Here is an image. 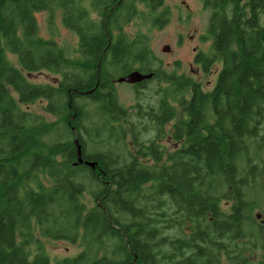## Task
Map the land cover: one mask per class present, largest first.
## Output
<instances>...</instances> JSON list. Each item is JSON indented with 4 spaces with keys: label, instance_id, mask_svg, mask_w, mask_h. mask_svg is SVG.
Instances as JSON below:
<instances>
[{
    "label": "trees",
    "instance_id": "trees-1",
    "mask_svg": "<svg viewBox=\"0 0 264 264\" xmlns=\"http://www.w3.org/2000/svg\"><path fill=\"white\" fill-rule=\"evenodd\" d=\"M83 1L0 0V264H52L33 239L35 226L41 237L80 246L53 264H232V247L235 264H252L240 246L254 252L264 237L243 217L264 197V0L211 6L213 50L196 57L206 74L222 62L210 91L167 74L170 84L153 100L129 109L115 72L156 69L148 38H128L125 26L139 14L136 1L163 26L168 10L154 13L164 0H89V9ZM55 9L78 35L76 58L39 35L36 14ZM42 71L60 75L59 85L26 75ZM37 100L47 101L57 122L22 109ZM59 125L60 135L47 142ZM86 136L96 139L90 149ZM231 196L235 226L219 208ZM232 237L241 241L224 245Z\"/></svg>",
    "mask_w": 264,
    "mask_h": 264
},
{
    "label": "rangeland",
    "instance_id": "rangeland-1",
    "mask_svg": "<svg viewBox=\"0 0 264 264\" xmlns=\"http://www.w3.org/2000/svg\"><path fill=\"white\" fill-rule=\"evenodd\" d=\"M83 2H85V7L89 9V0H84ZM207 2L208 0H165L163 8L155 11L154 14H161L164 9H167L169 20L163 26H158L153 24L152 17L149 14L150 10L146 5L140 1H136L134 4L139 14L134 12L132 21L125 26V33H127L130 39L137 38L138 34L145 35L148 38L155 57L154 68L161 78L165 79L167 74H173L176 77H182V79L198 82L206 91H210L215 85L222 62L215 63L209 74L204 73L200 66L195 63L197 52H209L213 50L214 38L209 32L210 21L213 17V10L211 8L213 4H208ZM129 4L127 2L126 6H129ZM62 13L60 9H55L52 13L49 11L38 12L36 17L39 24V35L44 39H55L59 45L66 49L70 58H76L78 57L79 38L75 32L64 25ZM52 15L54 21L50 22ZM92 16L93 18L96 17L94 14ZM261 22L264 26V15H262ZM166 46L170 48L168 51L164 48ZM8 58L13 65L17 66L19 64L17 56L8 54ZM132 70L135 71L137 69ZM26 75L30 82L35 84L58 86L61 80L60 75L47 71ZM125 75L127 74L120 73L119 70L115 72V76L117 77ZM117 77L114 80H117ZM166 84L169 85L170 82L165 83L164 80L162 82L150 80L145 87L139 89L140 92H136V89L128 83L115 82L114 85L120 102L129 109L138 99H146L145 101L153 100L156 95L155 90L165 87ZM46 105L47 101L37 100L32 104H21V107L33 115L44 117L45 121L49 123L57 122L58 118L56 116L46 112ZM88 108L93 113L95 104L89 105ZM171 125L172 123H169L167 128L169 129ZM60 128L61 125L48 134L45 140L51 142L56 139L55 137L62 132ZM76 134L79 133L74 131V138ZM154 135L155 133L152 132L151 136ZM149 137V135H146L145 139ZM86 140V146L90 149L92 148V143L94 142L95 144L94 140L96 139L93 136H86ZM168 147L171 149V144H168ZM41 181L46 184L44 178ZM85 198L88 206L94 204L89 192L85 194ZM263 208L264 197L259 196L257 198V206L251 208L243 216L247 219L246 221L255 222L259 225L254 224L260 227L262 236H264V227L257 221H259L258 217L262 215ZM33 239H38L42 243L51 258L52 264L60 259L72 258L81 250L78 243L74 244L66 240L41 237L37 231V226L34 227ZM33 239L30 247L31 251H34L37 247L35 245L36 241ZM263 242L264 240L262 244ZM261 247L262 245L256 246V250L253 252L252 264H264V246Z\"/></svg>",
    "mask_w": 264,
    "mask_h": 264
},
{
    "label": "flooded vegetation",
    "instance_id": "flooded-vegetation-1",
    "mask_svg": "<svg viewBox=\"0 0 264 264\" xmlns=\"http://www.w3.org/2000/svg\"><path fill=\"white\" fill-rule=\"evenodd\" d=\"M119 1H122V0H119ZM165 1V0H164ZM215 2V0H208V4H213ZM241 4H249L250 1L249 0H241L240 1ZM201 52V51H200ZM199 54V52H197V55ZM196 55V56H197ZM195 63L198 64L196 62V57H195ZM199 65V64H198ZM200 66V65H199ZM201 68V67H200ZM153 73V77L152 79H149V80H145L143 82H140V83H137V84H131L135 89H140V88H143L147 85V83L150 81V80H153V81H158V82H162V78L159 76V74L157 72H152ZM117 83H120L118 82V80L116 81ZM169 83V82H168ZM224 203V204H223ZM235 203H236V199L234 196H231L230 199L226 200V199H223L220 201V205H219V208H220V211H222L225 215L229 216L230 218V221L232 223V226H235L236 224V213H235ZM262 215L260 217H258L259 221H257L261 226L264 227V208H263V211L261 213ZM263 240H264V237H263ZM241 240H237L235 237H232L229 239V242L226 243L224 242V245H228V246H231L232 244H237L238 242H240ZM247 243V242H246ZM264 246V242L262 244V247ZM243 246H240V251H244L245 250V255L249 258V259H253L254 255L252 256L251 253L253 254L252 252V249H251V246H249L248 244H246V247L245 248H242ZM261 247V248H262ZM229 251L230 252V261L232 264H235V260H236V247H232ZM219 258L222 259V260H225L226 259V254H225V250L224 249H221L219 251Z\"/></svg>",
    "mask_w": 264,
    "mask_h": 264
},
{
    "label": "water",
    "instance_id": "water-1",
    "mask_svg": "<svg viewBox=\"0 0 264 264\" xmlns=\"http://www.w3.org/2000/svg\"><path fill=\"white\" fill-rule=\"evenodd\" d=\"M165 50H169V46L164 47ZM153 77V73H149V74H144L138 70L132 71L131 73L122 76L118 79V82L120 83H128V84H137L140 82H143L145 80H149L152 79ZM74 145L77 148V158H78V163L82 164L84 163L83 157H82V144L80 143V140L78 138H75L74 140ZM88 165H90L93 169L96 168V166L98 165L96 162H86Z\"/></svg>",
    "mask_w": 264,
    "mask_h": 264
}]
</instances>
